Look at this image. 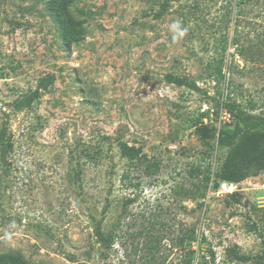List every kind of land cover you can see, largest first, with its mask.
I'll return each mask as SVG.
<instances>
[{
	"label": "rangeland",
	"instance_id": "obj_1",
	"mask_svg": "<svg viewBox=\"0 0 264 264\" xmlns=\"http://www.w3.org/2000/svg\"><path fill=\"white\" fill-rule=\"evenodd\" d=\"M45 4L0 0V124L12 143L0 166V255L264 264V172L216 192L217 136L234 124L222 105L264 118V0H75L82 37L69 47ZM177 20L188 31L174 41ZM41 81L30 109L11 108ZM119 142L139 158H122Z\"/></svg>",
	"mask_w": 264,
	"mask_h": 264
},
{
	"label": "trees",
	"instance_id": "obj_2",
	"mask_svg": "<svg viewBox=\"0 0 264 264\" xmlns=\"http://www.w3.org/2000/svg\"><path fill=\"white\" fill-rule=\"evenodd\" d=\"M75 0H46V10L54 19L60 30L66 45L81 40L82 30L79 24L73 20L68 7ZM167 81L178 86H186L196 90L193 83L186 79H180L167 75ZM46 89V85L39 83L36 90L29 91L13 100L10 104L13 110L30 109L33 102L39 97V90ZM222 113L228 121L233 122L232 128L222 129L217 136L219 149H226L221 161L217 177L221 181L240 182L248 176L264 172V118L252 114H246L238 109L232 102L222 105ZM218 114L217 112L215 113ZM119 154L122 158L133 161L139 158L140 151L123 142L118 144ZM12 150V143L7 136V121L0 124V166L5 169L7 156ZM218 184L216 185V187ZM93 233L104 249L110 248L112 236L104 233L100 221H93ZM231 258L239 262H247L248 257L239 255L235 250H230ZM0 264H28L16 255H0Z\"/></svg>",
	"mask_w": 264,
	"mask_h": 264
},
{
	"label": "clouds",
	"instance_id": "obj_3",
	"mask_svg": "<svg viewBox=\"0 0 264 264\" xmlns=\"http://www.w3.org/2000/svg\"><path fill=\"white\" fill-rule=\"evenodd\" d=\"M169 31L172 34L174 41L183 38L187 34V27L183 26L182 22L177 20L169 26Z\"/></svg>",
	"mask_w": 264,
	"mask_h": 264
},
{
	"label": "built area",
	"instance_id": "obj_4",
	"mask_svg": "<svg viewBox=\"0 0 264 264\" xmlns=\"http://www.w3.org/2000/svg\"><path fill=\"white\" fill-rule=\"evenodd\" d=\"M237 191V184L233 182L220 181L216 187L218 194H232Z\"/></svg>",
	"mask_w": 264,
	"mask_h": 264
}]
</instances>
